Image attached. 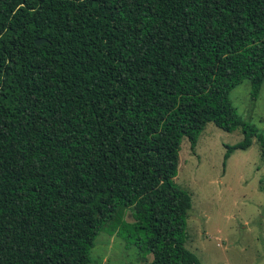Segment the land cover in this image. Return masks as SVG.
Here are the masks:
<instances>
[{
    "label": "trees",
    "instance_id": "16d2710c",
    "mask_svg": "<svg viewBox=\"0 0 264 264\" xmlns=\"http://www.w3.org/2000/svg\"><path fill=\"white\" fill-rule=\"evenodd\" d=\"M246 81L258 99L264 0H0V264H91L107 228L147 264H202L182 140L241 129L225 166L255 137L264 166L231 101Z\"/></svg>",
    "mask_w": 264,
    "mask_h": 264
},
{
    "label": "rangeland",
    "instance_id": "374dc122",
    "mask_svg": "<svg viewBox=\"0 0 264 264\" xmlns=\"http://www.w3.org/2000/svg\"><path fill=\"white\" fill-rule=\"evenodd\" d=\"M231 101L238 115L264 135V85L258 99L249 81L235 88ZM242 130L226 132L208 124L195 151L182 140L175 183L192 195L186 247L202 264H264V166L258 138L248 150L235 151L225 166L227 145L243 141ZM126 220L134 222L133 211ZM105 229L91 251V264H147L153 256Z\"/></svg>",
    "mask_w": 264,
    "mask_h": 264
},
{
    "label": "water",
    "instance_id": "95a60500",
    "mask_svg": "<svg viewBox=\"0 0 264 264\" xmlns=\"http://www.w3.org/2000/svg\"><path fill=\"white\" fill-rule=\"evenodd\" d=\"M45 42H47L46 39H38V40L36 41V44H37V45H41V44H43V43H45Z\"/></svg>",
    "mask_w": 264,
    "mask_h": 264
}]
</instances>
